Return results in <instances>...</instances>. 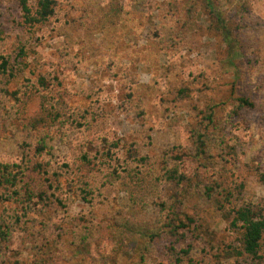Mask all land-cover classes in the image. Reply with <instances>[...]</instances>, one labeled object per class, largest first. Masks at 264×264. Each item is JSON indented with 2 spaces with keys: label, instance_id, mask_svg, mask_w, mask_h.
<instances>
[{
  "label": "rangeland",
  "instance_id": "1",
  "mask_svg": "<svg viewBox=\"0 0 264 264\" xmlns=\"http://www.w3.org/2000/svg\"><path fill=\"white\" fill-rule=\"evenodd\" d=\"M57 4V14L49 23L29 30L22 26L18 0H0L1 29L8 38L4 51H14L22 41L29 64L24 77L45 72L54 86L61 84L57 89L74 119L66 121L51 142L50 159L56 168L78 157L79 146L94 136L118 142L121 158L148 156L156 170L164 152L178 148L173 154L182 155L188 169L194 170L191 134L198 129L210 146H215L217 136L226 137L227 172L232 180L245 184L239 197L264 205V186L256 177L258 170L264 171V0H215L236 45L232 59L224 33L217 29L204 0H57ZM108 5H122L126 14L100 28V9ZM24 84V79L17 80L10 91ZM240 96L254 106L237 110L234 98ZM12 104H5L7 110ZM215 104V123L205 127L203 116ZM34 110L32 104L30 115ZM87 125L92 128L87 130ZM25 139L21 119L4 125L0 121V160L20 161L26 156ZM64 189L71 215H94L102 221L118 210L128 211L125 194L114 188L93 203L72 196L67 185ZM176 191L173 185H164L161 196L171 202ZM157 210L151 204L133 213L154 219ZM54 216L61 221L66 213L58 211ZM210 223L219 236L225 232L220 216ZM164 244H156L157 261L162 260ZM15 247L33 252L19 237ZM134 261L126 258L123 264ZM64 264L101 261L96 254H74Z\"/></svg>",
  "mask_w": 264,
  "mask_h": 264
},
{
  "label": "trees",
  "instance_id": "2",
  "mask_svg": "<svg viewBox=\"0 0 264 264\" xmlns=\"http://www.w3.org/2000/svg\"><path fill=\"white\" fill-rule=\"evenodd\" d=\"M18 3L22 26L29 30L46 25L57 14V0ZM204 3L217 29L223 31L232 59L236 45L226 20L215 0ZM124 13L122 5L101 8L100 28L115 24L114 18ZM7 42L0 24V110L7 112L6 116L0 114V121L4 125V121L22 120L26 133L22 146L29 151L20 161L0 160V264H64L74 254H96L101 264H123L133 257L131 264H264V205L239 197L245 184L232 180L227 172L229 161L223 151L229 144L224 135L217 136L215 146H210L204 132L192 131L194 170L188 169L182 155L173 154L178 148L166 150L156 170L148 156L121 158L116 151L118 142L101 137L98 146L94 136L79 146L78 157L56 168L50 159L51 142L66 121L73 119L57 89L61 84L54 86L45 72L33 73L35 78L24 77L29 67L26 45L19 41L14 51L6 52ZM22 79L23 87L10 91L11 85ZM10 101L15 104L7 110L5 104ZM234 101L239 111L254 106L246 97ZM32 104L35 110L30 115ZM217 107H207L205 127L215 123ZM79 127L84 126L79 123ZM256 177L264 186V171L258 170ZM65 185L72 196L88 203L114 188L125 194L128 211L118 210L102 221L94 215H71ZM164 185L177 188L171 202L161 196ZM151 204L158 209L154 219L133 213ZM58 211L66 213L61 221L55 220ZM218 216L226 223L220 236L210 223ZM17 237L31 245L33 252L17 249ZM159 241L165 244L162 260L157 261Z\"/></svg>",
  "mask_w": 264,
  "mask_h": 264
}]
</instances>
